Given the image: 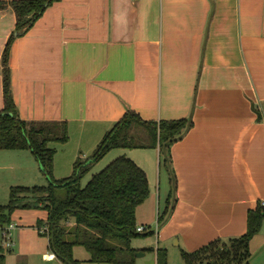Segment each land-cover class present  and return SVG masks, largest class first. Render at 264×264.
<instances>
[{"label": "crops", "instance_id": "0c3cea01", "mask_svg": "<svg viewBox=\"0 0 264 264\" xmlns=\"http://www.w3.org/2000/svg\"><path fill=\"white\" fill-rule=\"evenodd\" d=\"M15 27L12 5L0 9V110ZM9 64L21 118L67 120L69 140L54 142L57 179L92 156L128 110L146 120L192 117L170 147L163 181L156 148L106 154L107 165L126 155L145 169L158 218L169 208L163 226L151 228L174 247L168 264L243 235L249 210L264 204V0H58L11 42ZM18 211V259L55 260L49 236L32 229L48 212L23 221ZM249 248V264H264V221Z\"/></svg>", "mask_w": 264, "mask_h": 264}, {"label": "trees", "instance_id": "16d2710c", "mask_svg": "<svg viewBox=\"0 0 264 264\" xmlns=\"http://www.w3.org/2000/svg\"><path fill=\"white\" fill-rule=\"evenodd\" d=\"M55 1L58 0H0V9L12 5L16 13V27L3 53L5 106L0 110V149H29L49 179L47 185L11 186L9 202L0 205V228L11 223L14 209L41 206L48 216L46 221H38V227L48 225L49 231L43 234L49 236L51 251L63 264H82L73 254L76 245L85 246L91 254L90 260L97 264H136L137 249L132 246V240L143 234L137 230L136 212L151 192L145 169L123 155L93 173L86 184L82 180L93 164L114 148L159 146L165 162L169 163L171 145L183 138L193 126V119L146 120L134 110H128L105 134L92 156L78 158L70 176L55 178L56 148L51 143L69 140L67 120L21 118L11 91L9 64L11 42L25 34ZM172 178L171 198L177 188V177ZM29 193L38 195L35 204L22 201ZM168 212L169 208L159 216V225L165 223ZM263 221L264 204L259 203L257 208L249 210L247 231L243 235L229 241L213 240L194 252L182 251V256L187 264H249V243L261 230ZM0 247V264H5L4 246ZM157 256L158 264H168L166 250L158 248Z\"/></svg>", "mask_w": 264, "mask_h": 264}, {"label": "rangeland", "instance_id": "374dc122", "mask_svg": "<svg viewBox=\"0 0 264 264\" xmlns=\"http://www.w3.org/2000/svg\"><path fill=\"white\" fill-rule=\"evenodd\" d=\"M52 146H55L54 143H51ZM99 144L96 145L95 149L98 147ZM85 148V147H84ZM150 148H156L158 151L155 153V158L157 165L161 166V176L162 181L165 178L166 170L164 167L165 163V154L160 152L159 146L157 147H141L138 149H146L151 150ZM132 149V148H127ZM93 151V150H92ZM110 156V155H109ZM78 159V158H77ZM76 159V160H77ZM107 155L100 159L97 163L93 164L92 168L87 172L84 176L82 183L86 184L90 179L93 173L96 171H100L107 165ZM55 162V160H54ZM104 164V166H103ZM53 174H54V167H53ZM54 177L57 178L54 174ZM49 183L48 177L41 168L40 163L35 158L33 153L29 149H2L0 151V205L7 204L10 200V184L14 185H26L29 187H33L35 185H47ZM24 194L21 195V197ZM27 198L22 199V201H31L35 204L37 194H26ZM158 200V193L154 195V197L148 196L145 201H143L137 208V222L138 225H145L147 230L142 232L143 234H139L135 236L132 240V246L136 247L138 251H136V258H139V264H152L151 258L155 256L156 264H158V256H157V249L166 250L169 259L168 248H174L173 246H169V242H165V239L161 236H157V232H150L151 228H156L158 223V213H157V201ZM156 201V204H155ZM18 210L22 212L21 219L23 221H30L36 218H42L46 214V209L41 206L31 205L25 207H18L13 210L11 213V222L12 218L14 217L18 221ZM26 219V220H25ZM39 221V220H38ZM43 221H46L43 219ZM15 222V221H14ZM17 223V222H16ZM44 225V224H43ZM160 228L163 226L160 224ZM36 234L38 233L39 227L37 230L32 228ZM16 232L17 229L12 233V240L14 242L13 246H5L2 250L6 254V263L5 264H62L61 260L56 258L55 260L50 261V263H46L45 260L42 259L41 256H37L32 261L28 259V257H23L25 260L24 262L22 259H18V243L16 242ZM148 232V234H147ZM41 237L47 239L48 235H40ZM174 243V240L172 241ZM17 244V248L15 245ZM50 246V242H49ZM1 249V247H0ZM50 250H52L49 247ZM175 251V249H174ZM146 254V256H144ZM74 257L82 262V264H97L90 260L91 254L89 250L83 245H76L73 251ZM174 254V253H173ZM27 256V255H26ZM145 259H144V258ZM184 261V260H183ZM182 263L181 257L178 255H174L173 261L171 264H179Z\"/></svg>", "mask_w": 264, "mask_h": 264}, {"label": "built area", "instance_id": "2783aa9c", "mask_svg": "<svg viewBox=\"0 0 264 264\" xmlns=\"http://www.w3.org/2000/svg\"><path fill=\"white\" fill-rule=\"evenodd\" d=\"M17 228V225L13 222H11L8 226H6L4 229L0 228V245L1 246H13L14 242L12 240V233L14 231V229ZM158 229V223L157 226L155 228V230ZM137 230L140 232H145L147 230L145 225H139L137 226ZM39 231L41 233H47L49 231L48 225L44 224L42 226L39 227ZM53 256H55V254L53 253L50 254V257L53 258Z\"/></svg>", "mask_w": 264, "mask_h": 264}, {"label": "water", "instance_id": "95a60500", "mask_svg": "<svg viewBox=\"0 0 264 264\" xmlns=\"http://www.w3.org/2000/svg\"><path fill=\"white\" fill-rule=\"evenodd\" d=\"M136 256H137V254H136Z\"/></svg>", "mask_w": 264, "mask_h": 264}]
</instances>
